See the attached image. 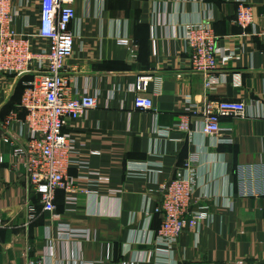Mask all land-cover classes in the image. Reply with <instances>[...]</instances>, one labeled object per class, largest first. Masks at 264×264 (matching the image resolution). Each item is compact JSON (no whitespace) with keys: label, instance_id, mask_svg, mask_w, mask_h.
I'll return each mask as SVG.
<instances>
[{"label":"crops","instance_id":"1","mask_svg":"<svg viewBox=\"0 0 264 264\" xmlns=\"http://www.w3.org/2000/svg\"><path fill=\"white\" fill-rule=\"evenodd\" d=\"M242 1L253 9L255 33L264 30V0L73 1L75 42L64 74L76 91L99 97L94 110L64 130L76 154L68 169L72 188L55 194L57 218L42 210L12 168L3 142L25 118L21 84L32 77L0 73V217L9 225L0 228V264H264V54L252 29L234 23ZM38 5L12 0L17 31L31 33ZM206 18L219 51L209 89L203 75L190 70L183 40L184 25ZM141 77L161 79L157 92L153 81L143 94L153 103L147 112L133 108L132 88ZM188 100L197 108L207 100L242 101L246 114L220 119L223 143L200 133L195 113L190 132L157 134L178 122ZM10 117L15 122L2 125ZM191 157V210L204 207L207 219L187 226L167 251L154 245L160 222L147 213L159 204L160 185L186 174ZM131 163L146 170L130 174Z\"/></svg>","mask_w":264,"mask_h":264},{"label":"built area","instance_id":"2","mask_svg":"<svg viewBox=\"0 0 264 264\" xmlns=\"http://www.w3.org/2000/svg\"><path fill=\"white\" fill-rule=\"evenodd\" d=\"M74 0H39L38 22L31 33H22L15 28L17 13L12 0H0V73L22 77L24 91L20 108L25 118L16 124V135H7L3 142L10 147L12 168L20 171L22 179L37 195L42 210L55 214V194L58 190L66 192L72 188L68 169L72 165L75 141L65 133L72 123L97 107L99 94L83 90L78 92L64 74L66 62L71 58L75 37L70 25L75 19ZM253 9L244 1L239 2L234 23L243 31L252 29V33L262 40L264 54V30L255 33ZM183 40L189 51L188 66L194 73L203 75L205 89L214 84L213 73L218 67L217 40L210 19L188 23L183 27ZM127 50L131 58L136 59V50L129 41ZM154 81V83H153ZM153 83L157 92L161 79L156 77L137 78L132 92L135 93L133 108L141 112L153 109L152 100L143 94ZM189 105L182 110L179 120L170 129L157 130L160 136H169L173 131L190 132L189 114L200 115V133L209 138L224 141L218 137L223 129L222 117H245L246 105L242 101H205L199 108ZM15 122L10 117L5 127ZM1 124V123H0ZM23 140V142L21 141ZM21 141V142H20ZM194 158L185 163L186 174L177 173L171 181L160 185V201L148 214L149 220L154 214L160 216L159 228L154 232V245H162L171 251L180 234L187 226L198 225L207 219L204 207L191 210L195 205ZM0 163L3 159L0 155ZM79 164V163H78ZM85 164L80 166L85 169ZM129 173L145 171L144 164H129ZM123 191L114 190L112 194ZM68 202H71L70 199ZM29 220L34 219V210L28 209ZM9 225L0 217V228ZM171 253V252H170ZM28 264H43L41 260Z\"/></svg>","mask_w":264,"mask_h":264},{"label":"trees","instance_id":"3","mask_svg":"<svg viewBox=\"0 0 264 264\" xmlns=\"http://www.w3.org/2000/svg\"><path fill=\"white\" fill-rule=\"evenodd\" d=\"M29 80H31V79L28 78L25 81H29ZM21 89L24 91V86H22V84H21ZM24 114H25V112H24ZM153 217H158L159 218V222H160V216L158 214H154Z\"/></svg>","mask_w":264,"mask_h":264}]
</instances>
